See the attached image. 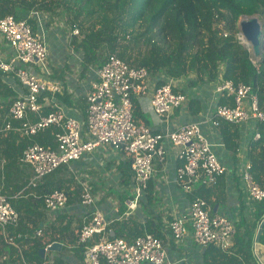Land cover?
<instances>
[{"label":"built area","instance_id":"2783aa9c","mask_svg":"<svg viewBox=\"0 0 264 264\" xmlns=\"http://www.w3.org/2000/svg\"><path fill=\"white\" fill-rule=\"evenodd\" d=\"M32 17L38 21V31H34L28 21H17L13 16L0 20V35L13 51L10 60L0 57V73L16 78L25 90L12 103L9 121L0 128V135L14 131L31 139L52 126L59 130L55 149L34 143L24 150L21 162L33 170L29 188H37L59 168L69 166L103 147H110L132 160L134 198L129 202V211L136 210L148 190L155 162H165L166 143L177 150L180 162L177 182L184 192L192 193L196 186L214 187L226 175L227 167L220 161L200 122L182 125L167 133H157L134 121L135 100L143 106L149 99L153 113L161 118L182 108L189 102V97L179 90V80L166 77L160 84L154 85L147 68L130 66L116 55H110L100 69H91L96 78L86 95V122L69 115L59 101L64 95V85L50 77L47 66L50 53V44L45 37L47 21L40 13H32ZM77 35L79 29L74 26L70 36ZM224 36L228 37L229 33L224 32ZM237 37L253 55V62L259 61L240 28ZM34 66H41L44 74L36 72ZM215 91L232 99L234 106L217 105L212 118L213 127H220L221 121L234 125L264 122V111L251 86L219 79ZM46 107L52 111L39 121L29 118V114H39ZM15 122L19 125L14 126ZM260 137L259 133L255 134L256 140ZM251 168L252 164L248 162L243 180L249 198L260 202L264 200V189L254 181ZM81 185V203L93 214L77 234V247H84L86 264H177L170 259L162 239L153 234L145 233L131 243L124 237L112 238L111 221L99 207L98 199L90 188ZM4 188L5 178L1 177L0 235L7 240V229L19 225L20 215L4 193ZM43 200L45 209L52 213L63 210L69 203L67 193L62 190L45 195ZM169 229L175 241L183 240L191 231L197 246L203 249L216 246L222 251L230 249L237 233L234 221L226 216L212 215L208 202L201 197L191 202L186 216L174 218L169 223ZM40 235L41 231L38 232Z\"/></svg>","mask_w":264,"mask_h":264},{"label":"trees","instance_id":"16d2710c","mask_svg":"<svg viewBox=\"0 0 264 264\" xmlns=\"http://www.w3.org/2000/svg\"><path fill=\"white\" fill-rule=\"evenodd\" d=\"M59 10L62 14L73 16L71 30L74 26L79 28L80 36H72L71 46L82 58L79 61L82 80L87 79L91 69H100L110 55H116L130 66L147 68L153 75L161 74L174 80L192 77V86L216 83L219 79L247 84L251 86L253 95L258 97L264 111V55L254 63L253 55L237 37L243 17L264 18V0H0V20L8 16H13L17 21L26 20L34 31L39 30V25L32 13L55 15ZM224 32H228L229 36L225 37ZM63 40L69 39L66 37ZM71 69L67 67L69 72ZM219 105L234 106L233 100L226 96L221 97ZM191 106L194 114L201 112L199 101H191ZM51 111V108L46 107L39 114H29V118L36 122ZM133 115L137 124L145 123L141 106L136 100ZM5 125L3 121L0 127ZM18 125L14 123V126ZM254 130L248 158L252 164L254 181L264 189V122L255 123ZM220 131L225 145L236 152L241 136L239 126L221 121ZM58 132L52 126L31 139L20 135L23 148L17 155L12 149V165H6L4 173L0 171V178H5L4 193L8 197L26 187L29 189L30 181H26L9 192L10 182H13V175L10 174L18 167L26 147L38 143L55 149ZM256 133L261 136L258 140L255 139ZM131 163L132 160L128 158L126 167L130 168ZM63 168L47 176L40 186L33 189L39 206H44L43 197L54 191L47 185L70 183L60 177ZM10 201L20 215V223L8 229L16 238L22 255L19 249L10 247L0 235V258L8 250L11 264H50L47 258H41L39 251L55 242L63 243V237L57 235L47 241L35 237L39 231L28 228L26 222H29L27 216L30 211L26 202ZM254 208V222L244 228L240 224L237 228V234L242 228L244 231L237 238L239 244L235 255L231 254V249L226 252L211 246L207 248L206 257L215 252L223 264L254 260L256 231L264 221V200L254 202ZM146 226L131 220H113L110 231L114 235L111 237H124L131 243L146 232L156 235ZM261 242L264 244V231ZM71 245L77 246L75 242ZM79 249L84 254V247ZM52 264L65 263L61 258H56Z\"/></svg>","mask_w":264,"mask_h":264},{"label":"crops","instance_id":"0c3cea01","mask_svg":"<svg viewBox=\"0 0 264 264\" xmlns=\"http://www.w3.org/2000/svg\"><path fill=\"white\" fill-rule=\"evenodd\" d=\"M45 28L48 29L47 26ZM62 40L60 37L57 42L62 43L66 49V41L63 40L62 42ZM0 57L5 60L13 58L11 47L1 35ZM49 61L59 66L56 72L54 71L56 74L52 76L54 73L51 72L50 77L62 82L64 93L66 92L65 96L59 98L60 103L65 106L69 115L86 122L88 108L86 95L91 82L96 78L95 74L89 72L87 79L82 80L79 62L74 70L71 69L72 74L69 71H64L65 69L62 70L64 67H62V62L60 64L59 53L52 57L49 53ZM66 64L67 62H64V65ZM34 69L41 74L37 66H34ZM65 73V77H63L62 75ZM165 78L161 74H152L151 83L154 85L156 83L160 84ZM192 79V77L181 79L177 84L179 90L188 95L189 102L167 116L156 117L149 105V99L143 106L137 101L141 106L145 119V123L140 125L149 127L157 133H167L182 125L200 122L202 131L208 137L220 161L227 167L226 175L214 187H199L195 188L192 193L184 192L177 182V168L180 165L177 159V150L166 143L167 157L165 162H155L154 174L148 190L138 203L136 210L129 211V202L134 198L133 174L131 167H126L128 157L123 153L110 147H103L69 166H63L60 177L70 181V183L67 185H47L49 189L55 191L60 188L67 193L69 203L63 210L52 213L47 211L44 206H39L38 197L31 188L26 187L21 192L9 196L13 201L26 202L27 209L30 211L27 216L29 222H26L28 228H36L37 231H41V235L38 236L37 234L35 237L38 239L44 238L45 241L57 235L63 237L64 242L61 243L62 249L60 252H46L45 258L48 259L50 264L56 258H61L65 264H86L81 250L77 246L71 245L74 242L77 245L79 230L93 217L91 209L84 207L81 203V184L90 188L92 194L98 199L99 207L111 223L113 220L119 222L131 220L142 226L149 223L146 228L156 232L157 237L159 236L164 242L170 259L177 262V264L224 263L215 252H211L206 257L207 248L203 249L195 244L191 231L183 240L175 241L170 232L169 223L174 218L186 216L195 197H201L208 202L212 215L226 216L234 221L236 230L240 224L244 228L254 222L255 201L248 196L247 187L243 180V172L247 163L251 162L248 158V152L250 141L255 132V123L252 121L237 125L241 131L240 140L238 141L239 148L236 152L228 148L222 140L220 127L215 128L212 125V118L222 97L215 91L216 83L192 86L190 85ZM24 92L25 90L16 78L0 73V126L3 121L6 123L9 121V108L14 100ZM194 100L199 101L201 104V112L198 114L193 113L191 101ZM0 128H3V126ZM20 137V134L14 131L4 132L0 135V171L2 173H4L5 166L12 165L14 161L12 149L17 155L23 148L19 140ZM10 175H13V182H10L9 185V192H12L20 187L23 182L31 180L33 170L20 160L18 167ZM243 228L238 234L236 233L232 240V246L230 247L232 253H230L233 255L236 253L235 249H238L237 238L244 231ZM8 230L7 244L10 247L19 249L22 255L21 249L15 242L16 238L14 239L13 233ZM111 234L114 235L112 230ZM7 251L5 256L0 258V264L7 262L11 264L10 253ZM253 256V261L241 260V264H259L254 253Z\"/></svg>","mask_w":264,"mask_h":264},{"label":"rangeland","instance_id":"374dc122","mask_svg":"<svg viewBox=\"0 0 264 264\" xmlns=\"http://www.w3.org/2000/svg\"><path fill=\"white\" fill-rule=\"evenodd\" d=\"M44 16H45V20L47 21L46 23L48 25V26L45 25V27L46 26L48 27V29L45 28V31H46L45 37L48 39V42L50 44V56L52 57L59 53L60 60H61L60 64L62 62V67H64L62 70L65 69L64 71H68L67 67H71L72 70H74L75 69L74 67L78 64L79 61H81L82 58L77 53V51L71 46V40L73 38L70 36V34L72 31L71 22H72L73 16L70 14H62L60 10L55 15L45 14ZM259 20L262 25V29L264 31V18H261ZM77 36H80V34ZM60 37H61V40H62V37H64L65 39L66 37H68L69 40H66V45H65L66 49L62 43L57 42V40ZM244 43L247 47H250L246 41H244ZM64 62H67V64L64 65ZM47 66L50 72L56 71L59 67L56 63L50 62V61ZM38 69L41 74H44V69L41 66H39ZM72 70H70L71 74L73 73ZM77 75L79 74L77 73ZM196 188H199V187L196 186Z\"/></svg>","mask_w":264,"mask_h":264},{"label":"water","instance_id":"95a60500","mask_svg":"<svg viewBox=\"0 0 264 264\" xmlns=\"http://www.w3.org/2000/svg\"><path fill=\"white\" fill-rule=\"evenodd\" d=\"M239 28L246 38L247 42L252 46L256 60H260L264 55V31L260 20L256 16L243 17L239 23ZM264 231V221L261 223L254 243V255L259 264H264V245L261 244V236ZM112 235V234H111ZM62 244L55 242L39 251L42 259L45 258L46 252H60Z\"/></svg>","mask_w":264,"mask_h":264}]
</instances>
